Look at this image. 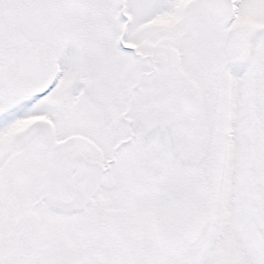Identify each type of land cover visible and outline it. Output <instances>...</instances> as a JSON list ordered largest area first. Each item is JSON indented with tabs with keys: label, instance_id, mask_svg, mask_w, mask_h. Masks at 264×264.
<instances>
[{
	"label": "snow or ice",
	"instance_id": "snow-or-ice-1",
	"mask_svg": "<svg viewBox=\"0 0 264 264\" xmlns=\"http://www.w3.org/2000/svg\"><path fill=\"white\" fill-rule=\"evenodd\" d=\"M0 264H264V0H0Z\"/></svg>",
	"mask_w": 264,
	"mask_h": 264
},
{
	"label": "rangeland",
	"instance_id": "rangeland-1",
	"mask_svg": "<svg viewBox=\"0 0 264 264\" xmlns=\"http://www.w3.org/2000/svg\"><path fill=\"white\" fill-rule=\"evenodd\" d=\"M249 66V61H237L229 66V70L234 77L242 78L246 75Z\"/></svg>",
	"mask_w": 264,
	"mask_h": 264
}]
</instances>
